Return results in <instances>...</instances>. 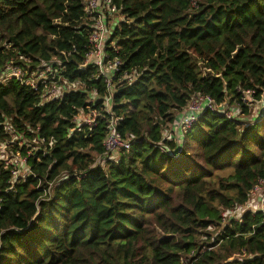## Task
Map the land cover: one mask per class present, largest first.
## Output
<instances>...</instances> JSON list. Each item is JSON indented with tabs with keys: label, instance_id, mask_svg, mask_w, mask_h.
I'll use <instances>...</instances> for the list:
<instances>
[{
	"label": "trees",
	"instance_id": "1",
	"mask_svg": "<svg viewBox=\"0 0 264 264\" xmlns=\"http://www.w3.org/2000/svg\"><path fill=\"white\" fill-rule=\"evenodd\" d=\"M88 1L0 0V155L4 145L7 155L31 151L26 180L0 159V264H264V216L222 221L264 178V115L242 128L206 112L182 133L179 156L160 149H176L163 133L196 95L260 98L264 0H103L122 18L105 47L107 62L121 63L111 110L133 137L105 166L96 160L110 92L98 67H83ZM13 65H51L83 88L43 102L7 78ZM89 109L96 126L77 127Z\"/></svg>",
	"mask_w": 264,
	"mask_h": 264
},
{
	"label": "built area",
	"instance_id": "2",
	"mask_svg": "<svg viewBox=\"0 0 264 264\" xmlns=\"http://www.w3.org/2000/svg\"><path fill=\"white\" fill-rule=\"evenodd\" d=\"M108 6V9H107ZM102 8L107 10L102 11ZM86 13L89 20L92 22L91 31L89 32V52L86 55V62L83 67L93 65L98 67L99 75L105 78L110 95L102 101L103 108L106 110L110 119L106 122V137L103 142L104 153L96 160V165L105 166L106 161L114 160L121 151H127L131 148L133 137L123 138L118 131V119L112 113V80L121 66L118 60L107 62L105 47L109 37L113 31L115 21L120 18L117 8L105 3L103 0H89ZM112 17V21L110 19ZM9 79L18 80L21 85L30 87L36 92H42L43 102H51L61 100L70 92L81 90L83 87L80 83L63 82L61 72L53 70L51 65H45L44 70L37 73H29L19 66L13 65L7 70ZM242 95L241 102L231 104L229 99L222 103H217L213 98L206 95H196L193 97L185 109L180 111L174 121L168 124L163 135L164 142L174 141L177 143L175 150L171 149L167 144L162 143L160 149L171 157H177L182 151L180 137L182 133H186L198 122L201 116L210 112L224 116L229 121L236 123L242 128L253 127L258 120L264 115V92L259 99L254 97L253 90H240ZM91 102L94 104L96 98L92 96ZM93 114L94 119L91 121L88 116ZM101 116V115H99ZM96 111L89 109L87 113L80 112L74 116L73 120L77 127L81 126H96V118L99 117ZM20 145L29 146L28 141L19 140ZM34 144H39V138L33 140ZM6 146H2L0 159L5 161L7 166L11 167L12 179L26 180L31 174L30 168L27 166V157L31 155V151H27V156H22L19 152L14 155H7ZM5 154V156H4ZM17 157V161L14 158ZM28 171H25L24 167ZM245 213L252 215L262 214L264 216V178L260 179L249 194L247 204L239 210L231 209L222 212V221H227L228 218H233L235 221L242 222Z\"/></svg>",
	"mask_w": 264,
	"mask_h": 264
},
{
	"label": "rangeland",
	"instance_id": "3",
	"mask_svg": "<svg viewBox=\"0 0 264 264\" xmlns=\"http://www.w3.org/2000/svg\"><path fill=\"white\" fill-rule=\"evenodd\" d=\"M107 9H108V6H107ZM107 9H106V8H102V11H105V10H107ZM120 18H121V17H120ZM110 19H111V21H112V17H111V16H110ZM94 118H95V117H94L93 114H91V115L88 116V119L91 120V121H92ZM14 161H17V157L14 158ZM24 169H25V171H28V172H29V170H28V168H27L26 166L24 167Z\"/></svg>",
	"mask_w": 264,
	"mask_h": 264
}]
</instances>
